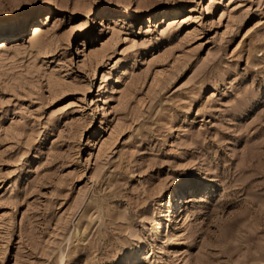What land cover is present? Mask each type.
Listing matches in <instances>:
<instances>
[{
	"label": "rangeland",
	"instance_id": "rangeland-1",
	"mask_svg": "<svg viewBox=\"0 0 264 264\" xmlns=\"http://www.w3.org/2000/svg\"><path fill=\"white\" fill-rule=\"evenodd\" d=\"M133 251L264 264V0H0V264Z\"/></svg>",
	"mask_w": 264,
	"mask_h": 264
},
{
	"label": "bare ground",
	"instance_id": "bare-ground-1",
	"mask_svg": "<svg viewBox=\"0 0 264 264\" xmlns=\"http://www.w3.org/2000/svg\"><path fill=\"white\" fill-rule=\"evenodd\" d=\"M128 12L130 13V14H135V12H134V10H132V9H128ZM47 14L48 13H45L43 16H46L44 19H40L38 22H39V25L38 24H35V25H33L32 26V31H31V34H32V36H37L38 34H40L39 32L41 31V23L40 22H43L44 20H48V16H47ZM40 18L42 17V16H39ZM11 29H13V28H10V29H6V30H11ZM183 188V187H182ZM180 190H181V188H179ZM185 189H187V188H185ZM178 191V193H180L181 191ZM177 199L178 200H176V202H184L185 201V199L183 198V199H181V194H178L177 195ZM177 205H173L172 206V208H171V210L170 211H173V210H175V211H177V210H179V207H180V205H178L177 207H176ZM164 224H163V222L162 221H160V222H158L157 224H156V226H155V230H154V233L155 234H160L161 232H162V230L164 229Z\"/></svg>",
	"mask_w": 264,
	"mask_h": 264
},
{
	"label": "snow or ice",
	"instance_id": "snow-or-ice-1",
	"mask_svg": "<svg viewBox=\"0 0 264 264\" xmlns=\"http://www.w3.org/2000/svg\"><path fill=\"white\" fill-rule=\"evenodd\" d=\"M134 254V251L125 253L126 256L130 257V259L127 261V264H137V261L135 259H132V257H134Z\"/></svg>",
	"mask_w": 264,
	"mask_h": 264
}]
</instances>
